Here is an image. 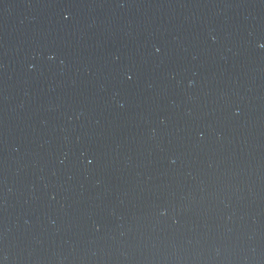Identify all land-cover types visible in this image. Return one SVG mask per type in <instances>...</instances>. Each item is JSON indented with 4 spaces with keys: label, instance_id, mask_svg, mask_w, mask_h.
Listing matches in <instances>:
<instances>
[{
    "label": "water",
    "instance_id": "water-1",
    "mask_svg": "<svg viewBox=\"0 0 264 264\" xmlns=\"http://www.w3.org/2000/svg\"><path fill=\"white\" fill-rule=\"evenodd\" d=\"M0 264H264V0H0Z\"/></svg>",
    "mask_w": 264,
    "mask_h": 264
},
{
    "label": "snow or ice",
    "instance_id": "snow-or-ice-1",
    "mask_svg": "<svg viewBox=\"0 0 264 264\" xmlns=\"http://www.w3.org/2000/svg\"><path fill=\"white\" fill-rule=\"evenodd\" d=\"M129 79H131V77H129Z\"/></svg>",
    "mask_w": 264,
    "mask_h": 264
}]
</instances>
